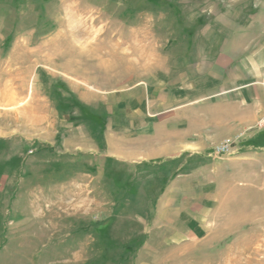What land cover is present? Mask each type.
<instances>
[{
  "label": "rangeland",
  "instance_id": "rangeland-1",
  "mask_svg": "<svg viewBox=\"0 0 264 264\" xmlns=\"http://www.w3.org/2000/svg\"><path fill=\"white\" fill-rule=\"evenodd\" d=\"M263 3L0 0V264H264V108L189 74Z\"/></svg>",
  "mask_w": 264,
  "mask_h": 264
},
{
  "label": "crops",
  "instance_id": "crops-1",
  "mask_svg": "<svg viewBox=\"0 0 264 264\" xmlns=\"http://www.w3.org/2000/svg\"><path fill=\"white\" fill-rule=\"evenodd\" d=\"M257 5V4H256ZM261 5V6H259ZM255 8L264 11V3ZM249 27L222 26L212 30L206 53V66L190 70V75H204V90L192 95L195 100L221 102L231 107L264 108V35L260 33L264 26V15L257 13ZM200 91H203L201 93ZM190 93V92H189ZM191 95V94H190ZM263 102V104H262ZM263 106V107H262ZM253 113L252 119L259 117ZM233 122L246 121L235 114ZM250 119V118H249Z\"/></svg>",
  "mask_w": 264,
  "mask_h": 264
},
{
  "label": "built area",
  "instance_id": "built-area-1",
  "mask_svg": "<svg viewBox=\"0 0 264 264\" xmlns=\"http://www.w3.org/2000/svg\"><path fill=\"white\" fill-rule=\"evenodd\" d=\"M232 145H233L232 141L227 140L215 149V153L217 155L228 154L232 151Z\"/></svg>",
  "mask_w": 264,
  "mask_h": 264
}]
</instances>
